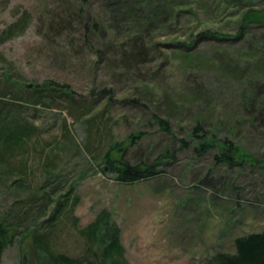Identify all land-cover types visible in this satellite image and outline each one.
<instances>
[{"label": "rangeland", "instance_id": "374dc122", "mask_svg": "<svg viewBox=\"0 0 264 264\" xmlns=\"http://www.w3.org/2000/svg\"><path fill=\"white\" fill-rule=\"evenodd\" d=\"M107 1L90 0L87 9V15L103 24L94 47L107 57L94 54L84 41L78 44L79 57H75L69 48L39 33V12L47 8L45 0H0V53L12 63V73L23 71V76L17 78L23 77L26 83L45 79L69 83L79 101L92 105L91 109L81 106L75 110L61 104L36 116L34 121L43 132L34 136L26 152L20 155L24 157L23 170L0 169V215L11 212L16 200L21 199L16 209L23 207L22 213L29 216L26 222H34L42 202L28 197L36 192L40 197L44 192L41 187L48 184L45 191L55 202L41 220L44 221L60 196L73 186L72 199L78 197L79 201L75 211L65 213L54 229L55 251L71 256L83 254L86 238L80 229L107 209L122 230L129 264H214V253L235 252L236 237L264 230V166L230 168L217 164L213 154L198 159L191 150L180 149L179 138L185 135L191 121L184 114L168 112L181 101L185 89V74L174 50L180 44H191L204 31L235 36L244 13L249 8L261 10L264 0H176L184 6L177 8L179 14L168 28L153 34L148 46L152 60L143 66L139 78L116 70L112 63L115 57L107 54L108 49L126 42L122 32L114 28L111 14L106 12ZM132 1L146 7L149 2H171ZM174 5L177 4L171 2L167 7ZM16 23L29 26L12 36L19 31ZM245 31V38L236 47L243 45L244 40L264 35V27L258 24ZM138 33L144 36L141 30ZM199 40L201 47L214 45L202 37ZM4 67L0 60V75L6 72ZM211 77L216 79L214 73ZM216 85L213 82L212 86ZM223 87L228 100V88ZM104 89L109 96L103 93L97 97ZM129 98L140 100L144 108L130 105L126 102ZM157 105L173 117V131H163L153 119ZM33 115L29 110V117ZM129 137L133 142L126 159L131 163H150L166 150L176 152L177 156L165 158L168 166H162L165 172L155 178L120 183L109 173L102 156L109 144L127 141ZM243 142L251 151L264 152V134L250 135ZM50 157L53 161L48 166L52 174L46 173V179L43 165ZM21 176L26 191L14 186ZM204 178L206 184H201L199 181ZM238 189L242 190L240 196ZM2 264H34L31 238L21 240L19 236L8 242Z\"/></svg>", "mask_w": 264, "mask_h": 264}, {"label": "trees", "instance_id": "16d2710c", "mask_svg": "<svg viewBox=\"0 0 264 264\" xmlns=\"http://www.w3.org/2000/svg\"><path fill=\"white\" fill-rule=\"evenodd\" d=\"M45 1L47 8L39 12V33L45 39L57 40L59 46L69 48L75 57H79L77 46L83 41L85 46L101 57L103 51L94 47V40L103 29V24L87 15L90 0ZM164 1L177 5L167 7L171 2L166 5L149 2L146 7L132 0L105 2L106 12L111 14L116 23L114 28L120 30L121 36L126 40L122 42L123 45L113 50L108 49L107 54L116 59L112 62L116 70L126 71L139 78L143 66L152 60L149 57L151 47L148 46L153 41V34L168 28L179 14L177 8L184 6L175 3L176 0ZM240 22L235 36L219 31H204L191 44L183 43L176 47L175 56L185 74V89L180 95L181 101L168 109L172 114L188 116L191 121L185 135L179 138L180 149L191 150L198 159L213 154L217 164H226L230 168L264 166V152L251 151L243 142L248 141L250 135L255 137V134H264V35L259 39L253 37L251 40H244L246 42L243 45L236 47L245 38V28L253 24L264 27V8H249ZM17 24L15 27L19 31L12 36L23 33L29 26L25 23ZM139 30L144 36L138 33ZM201 37L203 41L214 42V45L201 47ZM106 57L105 64L108 63ZM0 58L6 66V72L0 75V169H18L19 172L23 170L21 164H24L21 162L24 157L20 155L26 152L33 137L43 132L34 121L36 116L51 111L53 107L59 108L61 104H68L75 110L81 106L91 109L92 105L79 101L69 83L54 79L26 83L23 77L17 78L20 74L23 76V71L14 75L12 63L1 53ZM211 73L215 74L216 79L211 80ZM213 82L217 84L215 87L212 86ZM222 85L228 88V100ZM105 90H101L97 97L103 93L108 95ZM126 102L144 108L140 100L129 98ZM96 104L99 105L98 102ZM106 105L108 107L110 103ZM156 108L158 111L153 114L155 122L163 131H173V117L166 110L161 111L160 106L157 105ZM29 110L34 114L32 118L29 117ZM132 142L129 137L127 141L111 143L102 156V160L108 164L109 173L123 184L159 176L165 172L162 166H168L169 161H165V158L175 159L177 156L176 152L166 150L150 163H131L126 155ZM17 159L19 163L15 162ZM52 161L51 158L44 162L46 179L49 177L46 173L52 174L48 166ZM106 168L102 170L105 173ZM24 181L22 176L19 177L14 182L15 188H24L26 191ZM199 182L206 184L205 178ZM47 186L45 184L41 187L44 192L40 197L36 195L37 192L28 197V200L40 199L42 202L34 222H26L29 216L26 212L22 213L23 207L16 209L22 202L21 199L16 200L11 212L0 215V264L8 242L19 236L21 240L27 236L31 238L34 264H129L122 242V230L107 209L101 210L91 224L80 229V233L86 238L83 254L71 256L55 251L52 244L54 229L65 213L75 211L79 198L72 199V186L60 196L50 217L41 221L55 202L49 192L45 191ZM240 191L242 190L238 189V196ZM234 245L235 252L214 253L212 263L264 264V230L238 236Z\"/></svg>", "mask_w": 264, "mask_h": 264}]
</instances>
